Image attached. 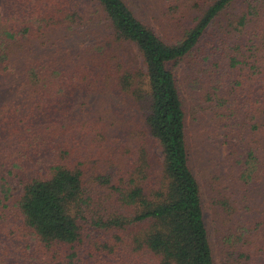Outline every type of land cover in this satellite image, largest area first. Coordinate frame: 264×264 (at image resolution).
I'll return each mask as SVG.
<instances>
[{
  "label": "trees",
  "instance_id": "16d2710c",
  "mask_svg": "<svg viewBox=\"0 0 264 264\" xmlns=\"http://www.w3.org/2000/svg\"><path fill=\"white\" fill-rule=\"evenodd\" d=\"M236 1L205 0L192 26L172 43L125 0L0 2V71H17L15 52L33 58L17 91L22 99L0 106L21 110L28 131L34 129L33 115H42L50 103L85 114L92 98L109 97V110L81 121V129L55 122L56 144L35 159L37 173L30 177L14 174L23 165L10 151L7 174L14 178L7 180L0 170V243L20 239L21 244L18 256L0 244V264H105L113 259L120 260L117 264H217L174 67ZM258 3L249 1L237 21L226 24V35L247 30ZM32 40L41 51L25 46ZM126 46L137 51L144 67L127 56ZM240 63L231 57L233 66ZM219 90L214 86L208 98L193 96L198 115L206 102L214 111L226 101ZM89 130L93 144L106 146L105 166L95 161L89 167L92 158L76 160L71 143ZM234 164L241 166L239 177L249 179L258 166L254 149L245 159L235 154ZM228 193L213 188L214 233L223 263L264 264V210L256 217L248 203L241 214Z\"/></svg>",
  "mask_w": 264,
  "mask_h": 264
},
{
  "label": "rangeland",
  "instance_id": "374dc122",
  "mask_svg": "<svg viewBox=\"0 0 264 264\" xmlns=\"http://www.w3.org/2000/svg\"><path fill=\"white\" fill-rule=\"evenodd\" d=\"M125 1L140 19L147 22L170 43L184 36L205 3V0ZM249 1L259 2V7H262H256L247 25L248 29L226 35V24L237 21L239 14L247 9ZM0 2L9 3L12 0H0ZM10 7L11 4L7 5V8ZM256 11L259 14L255 15ZM221 19L220 23L216 22L207 29L198 48L174 67L185 99L192 164L202 187L217 264L224 263L214 233L216 223L213 211L218 209V206L213 205L215 200L213 188H225L229 192L228 195L230 194L233 200H237L236 204L241 208L239 211L241 214L247 211L248 203L254 209V213H257L256 217L258 210H264V164L261 163V157L264 155V0H237L224 12ZM34 42L35 40H32L25 46L34 50L41 49V45L37 43L34 45ZM11 48L19 50L15 45H11ZM124 49L127 56H135L139 65L143 66V60L134 48L132 50L126 46ZM39 51L41 50L37 52ZM20 52L14 54L17 71H0L1 105L7 103L13 106L23 97L17 91L21 90L20 84L24 77V69L26 70L25 66L33 58H31L32 54L22 56ZM210 53L212 56L208 57ZM232 56L242 60V63L233 66ZM214 69L218 71L217 83L213 82ZM214 86H220L219 97L226 101H221L222 105L214 111L210 102H206L205 109L198 115L193 96L201 94L203 98H208ZM50 105V108L44 106L46 109L42 115L38 114V117L33 115L34 129L32 128L31 131H28L29 123L20 120L21 110H9L0 106V170L1 174L7 176V180L14 178V175L7 174L10 168L8 165L12 164V160L8 158L10 151L16 153L15 162L23 165L19 169L16 168L14 174L19 172L21 176L30 177L37 173L35 159L44 157L56 144L53 135L56 134L55 122L62 120L69 124L74 123L77 125L75 128L81 129V121L91 122L98 112L103 114L109 110V97L92 98L85 114L70 107H58V104L52 103ZM71 146L80 164L83 159L92 158L89 167L95 161L105 166L102 156L106 146L93 144L90 130L86 134H77ZM251 148L255 151L258 166L250 178L245 180L239 177L241 166L234 164V155L236 154V157L242 155L245 159ZM94 153L97 155L93 156ZM80 167L82 168V165ZM87 173L89 177L93 176L90 175V170H87ZM2 241L5 242L0 244L12 247V251L19 255L16 249L20 247V239L14 241L2 239ZM118 262L120 263V260L113 259L105 264Z\"/></svg>",
  "mask_w": 264,
  "mask_h": 264
}]
</instances>
